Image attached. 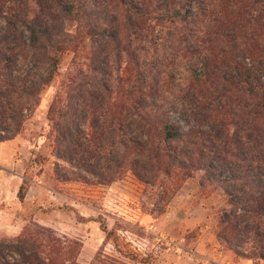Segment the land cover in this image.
Here are the masks:
<instances>
[{"label": "trees", "instance_id": "16d2710c", "mask_svg": "<svg viewBox=\"0 0 264 264\" xmlns=\"http://www.w3.org/2000/svg\"><path fill=\"white\" fill-rule=\"evenodd\" d=\"M51 1L77 22L76 35L64 32L56 40L54 21L42 13L21 18L8 8L2 16L7 28L0 34V141L17 136L34 116L44 90L60 77L59 53L83 34L92 58L75 72L85 89H73L72 106L57 94L48 110L56 155L103 185L131 171L147 185L163 186L213 168L228 197L218 236L237 248L258 243L249 258L264 260V0H111L109 29L103 31L98 0ZM103 36L125 40L132 59L141 45H158L202 67L188 71L186 89L171 102L153 78L137 76L122 91H105L97 68ZM22 49L30 54L28 63L19 57ZM38 69L44 78L34 74ZM117 81L124 84L121 76ZM179 108L188 130L171 118V109ZM19 197L24 199V187ZM0 264L54 259L22 236L0 241Z\"/></svg>", "mask_w": 264, "mask_h": 264}, {"label": "rangeland", "instance_id": "374dc122", "mask_svg": "<svg viewBox=\"0 0 264 264\" xmlns=\"http://www.w3.org/2000/svg\"><path fill=\"white\" fill-rule=\"evenodd\" d=\"M110 1L98 0L100 31L109 29ZM56 7L51 0H0V34L7 28L3 14L13 8L21 18L42 13L52 19L56 40L64 39V32L76 35L77 22ZM188 12L194 9L187 8ZM24 30L20 24V36ZM99 40L97 68L105 91H122L137 76L153 78L155 89L171 102L186 89L188 71L202 67L199 60L189 62L158 45H141L133 61L125 40L105 36ZM72 45L59 53L60 77L46 87L34 116L17 136L0 141V241L25 236L54 264H264L249 258L258 243L237 248L218 236L228 197L213 168L210 173L195 171L179 183L165 181L163 186L147 185L131 171L103 185L56 155L48 110L57 94L66 105L75 104L73 89H85L75 70L86 69L92 58V44L83 34ZM19 57L30 61L26 49ZM35 73L46 75L39 69ZM117 76L124 79L121 87ZM171 110L172 120L188 130L181 109ZM82 175L87 181L79 179ZM22 187L24 199L19 197Z\"/></svg>", "mask_w": 264, "mask_h": 264}]
</instances>
